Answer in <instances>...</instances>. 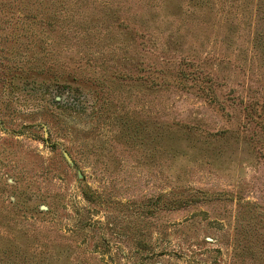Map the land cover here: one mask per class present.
Masks as SVG:
<instances>
[{"label":"rangeland","instance_id":"obj_1","mask_svg":"<svg viewBox=\"0 0 264 264\" xmlns=\"http://www.w3.org/2000/svg\"><path fill=\"white\" fill-rule=\"evenodd\" d=\"M0 264H264V0H0Z\"/></svg>","mask_w":264,"mask_h":264},{"label":"water","instance_id":"obj_2","mask_svg":"<svg viewBox=\"0 0 264 264\" xmlns=\"http://www.w3.org/2000/svg\"><path fill=\"white\" fill-rule=\"evenodd\" d=\"M65 158L67 159V161L70 163V164H73V161L71 160L70 156L65 153Z\"/></svg>","mask_w":264,"mask_h":264}]
</instances>
